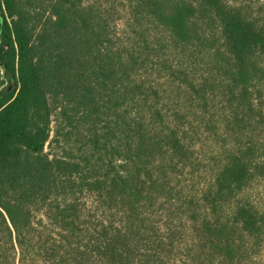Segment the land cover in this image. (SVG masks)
Segmentation results:
<instances>
[{
  "label": "trees",
  "instance_id": "trees-1",
  "mask_svg": "<svg viewBox=\"0 0 264 264\" xmlns=\"http://www.w3.org/2000/svg\"><path fill=\"white\" fill-rule=\"evenodd\" d=\"M126 1L151 23L128 47L82 0H0V244L23 250L35 210L73 235L81 195L133 192L153 146L137 81L151 47L159 62L169 51L192 57L212 23L228 77L247 86L264 75V24L227 0Z\"/></svg>",
  "mask_w": 264,
  "mask_h": 264
},
{
  "label": "rangeland",
  "instance_id": "rangeland-1",
  "mask_svg": "<svg viewBox=\"0 0 264 264\" xmlns=\"http://www.w3.org/2000/svg\"><path fill=\"white\" fill-rule=\"evenodd\" d=\"M82 1L121 46L139 44L150 23L126 0ZM227 3L264 24V0ZM202 24L192 57L169 51L159 62L151 47L138 73L153 146L133 192L81 195L73 235L35 210L32 237L23 250L0 244V264H264V75L247 86L228 77L218 25Z\"/></svg>",
  "mask_w": 264,
  "mask_h": 264
}]
</instances>
